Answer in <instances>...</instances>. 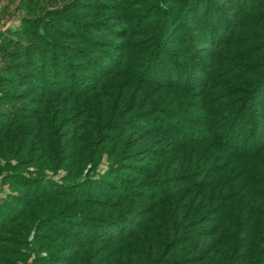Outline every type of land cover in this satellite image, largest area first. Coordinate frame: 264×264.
Returning a JSON list of instances; mask_svg holds the SVG:
<instances>
[{"label":"trees","instance_id":"obj_1","mask_svg":"<svg viewBox=\"0 0 264 264\" xmlns=\"http://www.w3.org/2000/svg\"><path fill=\"white\" fill-rule=\"evenodd\" d=\"M46 1L0 32V264H264V0Z\"/></svg>","mask_w":264,"mask_h":264},{"label":"rangeland","instance_id":"obj_2","mask_svg":"<svg viewBox=\"0 0 264 264\" xmlns=\"http://www.w3.org/2000/svg\"><path fill=\"white\" fill-rule=\"evenodd\" d=\"M38 1L39 0H0V32H2V33H6V34H9V35H12V36H15L16 38L18 37V38H23V36H19V35H14V34H12L13 32L12 31H16V29L18 28V27H20L21 26V17L23 16V15H25L26 14V12H28V10H32L33 8H35V5H36V2L38 3ZM55 1L54 0H48V1H46L45 3H48V4H45L47 7H53V6H55L53 3H54ZM91 1L90 0H80V5L81 4H86V3H90ZM42 3V1L40 2V4ZM58 5V4H57ZM37 7V6H36ZM39 7V6H38ZM41 7V6H40ZM49 7V8H50ZM54 8V7H53ZM55 8H58V6L57 7H55ZM60 8V7H59ZM34 11V10H33ZM33 14H37L38 15V13H36V11H35V13L34 12H32ZM85 13V12H84ZM87 13V12H86ZM41 15H44V13L43 14H41ZM107 14H105V13H103V14H100V15H98V16H100V17H104V16H106ZM39 16V15H38ZM94 16H96V14H94L93 15V17ZM98 16H96V17H98ZM43 17H46V16H43ZM93 17H91V18H93ZM90 18V19H91ZM53 20V19H52ZM55 21H56V23H58L59 25H61V23L59 22V21H57L56 19H54ZM54 21V22H55ZM171 38H174L173 36L171 37ZM182 51V50H181ZM179 52V54L180 53H182V52ZM2 58H3V56L2 55H0V60L2 61ZM227 64H229V63H227ZM98 75V74H97ZM15 92H18V89H13ZM4 94H7V93H4ZM256 104L258 105V107L261 109V110H263L264 111V102L262 103V101H259V103H258V101H256ZM254 106H255V104H254ZM202 112V111H201ZM200 112V113H201ZM204 112V111H203ZM258 114V113H257ZM259 116V115H258ZM262 116H264V113H261V116H259L260 118H264V117H262ZM169 121L170 120H172V119H170V117H168L167 118ZM177 126H179V121H177L176 123H175ZM182 128H184V127H182ZM104 157V161L103 162H106V158H107V155L106 154H104L103 155ZM5 156H3L2 157V161L4 160L5 161ZM3 164V163H2ZM29 165H27L26 167H24V170H28V169H30V170H33L34 168H35V164H32V163H28ZM1 173H0V200H2V198H4L6 195H7V193L10 191V186H9V184L6 182V181H4L2 178H3V174H4V172L6 171V170H2L1 169ZM23 171V170H22ZM49 176H52V178H54V179H56V180H62L61 178H62V176L65 174V170H60L58 173H53V171H47L46 172ZM215 220V219H214ZM203 227V226H202ZM201 229V227H198V228H196L195 230L197 231V230H200ZM29 240L30 241H32L33 240V234H31L30 236H29ZM1 244H4V243H1ZM54 246H56V245H54ZM52 250H54V251H52V252H59V249L57 250V249H55V248H52ZM76 250H78V249H76V248H73V249H68V251L67 252H65L64 254H70V255H72V252H76ZM46 253V251H42V252H40V254L41 255H44ZM39 254V252L38 253H36V254H34L33 252H32V254H31V256H29V257H27V258H18V257H16V259L17 260H19V264H31L32 263V261H33V259L35 258V255H38ZM46 264H51V263H46Z\"/></svg>","mask_w":264,"mask_h":264}]
</instances>
